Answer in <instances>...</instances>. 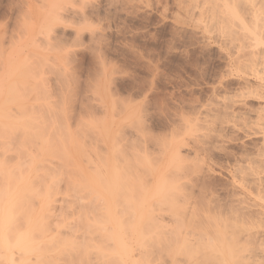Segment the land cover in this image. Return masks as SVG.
Here are the masks:
<instances>
[{"label": "rangeland", "instance_id": "rangeland-1", "mask_svg": "<svg viewBox=\"0 0 264 264\" xmlns=\"http://www.w3.org/2000/svg\"><path fill=\"white\" fill-rule=\"evenodd\" d=\"M21 1L22 0H19V1L18 0H0V34H1L0 40L2 39V36H3V39H2L3 43L1 44L2 40L0 42V53L5 54L7 52L8 48L5 45V44H9L8 41H6V37L8 39L7 33L10 35V33L15 32L16 28L13 29L14 27H16L14 23L18 22L19 19L21 18V16L20 17L17 16V15H20L19 11L22 8L20 7ZM66 1L62 0L63 3L64 2L67 3V4L64 3L66 6L63 4L64 6H62V8L61 7L60 8L57 7V8L64 15L67 13L68 10L71 11V13L68 11V13L70 14V15L68 14L69 16L66 14L68 16L67 21H64L62 23L63 18L61 17H64V16H61L59 18L62 21L59 20L60 22L56 21L53 23V21H51L52 20L51 16L53 17L54 14L52 15V13L50 12V9H51L50 5H52L54 0H32L33 13L34 14L36 13L34 15V19H35L34 20L35 21L34 40L32 42V45H34L35 47L37 46V47L36 48L33 46L30 47V51L32 53L31 60H33L31 62V65L33 67V69L31 70V75L34 76L33 77L34 79L31 78L32 76L30 77L31 82L29 83L31 84L29 88L32 94L30 92L29 94H27V91L25 93L26 95H28V99H30L31 97V99L29 100V102H31V106H30L31 109H27V111L29 112H27L26 109H23L24 111H26L27 114L24 111L22 112V108L16 109L18 111L21 110L20 112L23 113V114L22 113L20 114L18 111H16L17 112L16 118L19 117V119L21 118L23 120V117L27 116L26 119L30 120V122L32 123L31 124L32 128L34 126L33 130L36 128L38 129L35 130L36 134L30 131L31 132L30 135L31 136L33 135L31 137L28 132L25 133L24 130L23 132L20 131L22 129L21 127V129H19L20 133L17 132L18 134L17 133L16 134L20 135L21 133H24L20 135L24 137L19 138L17 136V139L19 141H17L16 139L17 143L16 142L14 143L19 144V145H16V144L14 145L18 146V148L21 145V149L25 147V149H27V155H29L28 153L32 151L30 152V154L32 155H29V160L32 156L31 159L34 158L33 160L35 164L39 163L40 162L39 159H41V161L45 160L46 162L45 163L42 161L43 162V163L41 162L42 166H47V165L50 166V167L48 166V168H44V167L42 168V166H39L40 164L39 163L37 165L41 167L42 169L41 168L39 169V167L38 168L36 167L38 172L41 170L42 174L43 172H46L47 174L49 173L47 170H49L52 173L53 170L56 169L54 170L55 173L53 172V175L54 174L56 175V172H57V176L60 175L58 176V179L62 176L60 178L61 181L60 179L58 180L60 183L56 181L57 185L59 186V191H62L61 190L62 188L63 189L62 196H64L63 199H65L67 203L71 202V203H68L67 205H71L74 202L72 205L77 204V207L78 205L82 207V205L85 204L86 208L84 207L85 208L84 210H86L87 213L89 210H90L89 213L91 214L93 213L91 211L92 207L91 209H88V207L90 206V203H92L91 206L94 205L93 204L94 202L92 201H93L95 192H92V191L90 192L92 188L91 187L89 188V186L87 187V185L85 186V183H87L88 181L84 179L88 174L90 175L91 173L94 172V171L92 172V170L94 169L95 164H96L95 162L97 161V158H98L96 154L97 150L95 148L97 146L95 145L97 143L95 141L96 140L95 135L97 134V129L95 128L97 124V117L100 114L103 115L102 113H104V117H106V113L110 112L109 110L111 109H112L111 118H113L112 117L113 116L112 114H114L113 111L117 113V114L115 113L116 116H114L113 121L110 124L111 130L113 129L112 131L114 135L113 137H117L116 139H114V141L118 145L117 148H119L117 149L119 153H116L118 157H116L115 159L117 161V165L118 163H120V161L122 163L118 165L119 169H122L120 168L122 166L123 169L126 171L124 172L123 169L122 171L119 170V173L121 172V175L119 174L120 180L118 179V182L119 181L121 182L122 177L124 176L125 178L126 176L128 177V180L127 178H126V181L125 179H122V182L118 184V185H121L125 182L123 184V187L121 185L122 189L120 193H117L119 192V189H117V192H116L119 195L118 200L121 199L120 200L121 208L117 207L119 208V210H122L120 211L122 212L120 214L117 209V213H119L120 215L125 214V212L129 210L128 207L126 208V206H129L130 204V202L128 203L126 201H129V200L125 201L126 204L125 202H123L125 199L128 198L125 196L127 194L129 195L130 191L131 193L133 192L132 194L134 193L136 194V191H137V194H139L140 188H139V191L137 189V187H140L139 184L142 183L141 184L142 186L151 184L152 182L150 181H153L154 176H156L161 171H162L161 174L163 175L161 176L165 178V182L167 181V183H165L166 185H164L166 189L163 187V191L166 190L165 191L166 193L163 194V191L161 192L164 196H162V194H159L162 196L163 203L160 199L159 200L161 202L159 204L157 203L158 198H160L159 195H158L159 197H155L157 200L155 198H152L151 201L155 199L154 202H151L150 199L147 202L148 204L154 203L159 206L161 203L163 204L161 205V208H163V211H162L163 215L160 214L158 215V217L162 216V218H164V221H165V218H166V221H171L172 218H174V220L177 219L175 218L176 217L175 215H174L175 217H173L172 215V212H174L177 207L179 209L181 208L185 209L186 212L189 211L190 208L191 209L199 208L200 210L199 209L198 210L200 211L199 212L200 214H198L197 217L195 218L198 219L199 217V219H202L201 216L204 217V215L201 214V210L206 205H210V204L214 205V203H216L217 206L218 204H220L219 207H221L222 205L224 208L225 207L228 208L230 207L229 205L231 204L232 206L234 205L233 207H235L236 204L239 203L240 200H245L247 202H252L254 200L253 202H256L258 199L254 192L253 194H251L250 192H246V193L240 192L235 182L238 176L236 178V177H233V175L234 176L240 175L239 173L242 171V168L243 170H246L245 167L248 169V165L244 161L243 156L241 155L253 156V154H256L257 146L255 144L258 145L257 141L259 142L260 138L252 136V134L254 133V132L252 133V131H256L260 129L262 124H263L262 127H264L263 119H261L262 121L261 120L258 121L257 119L253 118L254 113L252 114V111H253L252 109H250L251 111L249 109L246 110V112H249L250 116L247 113H243L245 109H244L242 100L245 99L246 102L244 101V103L250 104V105L253 104L256 106L257 104L260 105L262 103L264 105V102L261 101V99L263 101L264 99L261 98L259 100L255 98L254 99L255 101L253 99L252 100L248 99L246 97V95L248 96V94H245L248 91L246 92V90L240 89L241 91L243 90V92H239L240 90L237 89L235 86H238L237 84H239L240 82L242 83V81H244V78H245L244 76H247L248 81H251V83L253 82L255 83L256 81H259V79L261 80V78H264V74L261 75L262 71H264L263 70L264 60H262L264 58V54H263L264 53V48H263L264 41L257 42L258 44L257 43L252 44L253 42L247 39L249 43L248 41H245L246 43H243V45L239 46V49L238 47L237 48L235 47V48H231L230 51H228L226 47H223V43L220 42L222 39L223 33L222 31H220V28L215 29L216 27H218L216 26V24H211L210 29L209 27L204 28L205 26H207L206 24L199 25V23L200 24L205 23V22L203 23L202 21H209V19L211 18L213 22L214 20L213 17H216V14L211 13L207 9L206 11H203V14H201L202 13L201 9H203L202 7H205L203 5H206V4L204 2H201L200 0H197V2L199 1L200 3L195 2L197 4L195 8L197 12L193 10L190 16H188L189 14L186 15L188 16L187 19L190 17V19L188 20L192 19V21H188L185 15L184 16L181 15L183 17L182 18L183 23H179L180 21L182 22V20H180L181 17H179L180 14H182V12H180L177 9L176 0H70V1L66 0ZM19 3H20V6H18ZM201 3L203 4L202 6H201ZM40 4L42 5L43 9L40 8L41 6ZM198 4L201 6V9ZM64 7H67L68 10H65L66 8ZM197 9L200 10L201 13H198L199 11ZM59 10L58 11L56 10V12H58L57 13L58 15L60 13ZM178 11L180 12L179 14H178ZM48 12H50L51 14ZM206 13L209 16L206 15ZM206 16L208 18L207 20H204ZM10 17H13V18H10ZM184 17L188 22H186ZM49 19L52 24L50 23L51 25L47 26L49 24L48 22ZM197 19L198 21H196ZM13 20H16V21H13ZM36 20H39V21H36ZM65 20H66V17H65ZM41 21L43 23H40ZM77 21H80V22H77ZM184 21L188 24L184 23ZM5 23L6 24L8 23L9 26L4 25ZM46 23L48 24L46 25ZM196 23L199 26L196 25ZM207 23L209 24V22ZM11 25H14V26H11ZM214 25L216 27H214ZM196 26L198 27L196 28ZM47 27L49 29H46ZM201 27H203L202 29H206V30L202 31ZM212 27H213V30H212ZM4 28L8 30L7 33L5 31L6 29L4 30ZM3 30H4L3 32L4 34L1 33ZM261 30H262V27H261ZM47 32L49 33L47 34ZM57 32L59 33V35ZM259 33H262L261 35H263L264 31L261 32L259 30ZM56 35L58 37H56ZM61 43H63L64 45H62ZM49 45L52 47L49 48L50 47ZM40 48H43V49H40ZM259 50H260V53H259ZM252 51L258 52V54H260L259 56L261 57V59H257L256 57L254 59L253 57L256 63L253 60L252 62L254 64L252 63L253 64L252 66L251 64L250 66L248 65L249 67L248 66L244 67L243 65L241 68V66L239 65H241L242 60H244L242 59L243 55L241 54L245 52L244 57H247L249 55L248 58L250 59V57L252 58V56H250ZM235 53L241 56L240 58V60L242 59L241 62L235 63L236 67L234 63L227 65V62H226L228 60L227 58L231 56L232 54L235 55ZM258 54H256L255 56H257ZM261 55H263V57ZM237 68H239V71ZM68 75L72 77H69ZM257 75L260 76V78H258ZM41 77L43 79L42 81H40ZM62 77H64L65 79ZM42 84H44L45 87ZM224 85H227L229 89H225ZM23 89H21L20 92L21 91L24 92L25 90ZM45 91H46V94L44 95L43 93H45ZM25 94L23 93V95ZM45 96H48V97H45ZM21 100L22 98L20 97L17 101L20 102ZM247 100L248 102L249 101L250 102L248 103ZM19 102H17L16 104H18ZM21 102H24V99ZM114 102H116V105ZM43 103H46V104L44 105ZM236 104L238 105L236 106ZM66 107L68 109H66ZM226 107H229L228 109L232 107L233 108L230 109V111L228 112V109ZM46 109L48 110V112ZM95 109L96 110L101 109L100 111L101 112L103 111V112L102 113L100 112V114L98 115L99 110L96 111ZM218 109L219 110L226 109L227 111L225 110V113H224L223 111H219ZM242 109L243 111H241ZM217 110L218 112H216ZM232 110L233 112L235 111L236 113L234 112L235 114H233ZM237 112L239 113V115L237 114ZM31 113L33 115H31ZM214 113H216V115H214ZM45 114L47 115V117ZM60 114L62 115V117L60 116ZM100 117L101 116H99L98 119H100ZM30 118L34 120V123L33 121H31ZM67 118L69 120H67ZM107 118L110 119L108 114H107ZM198 118L202 121L198 120ZM203 118L204 119L206 118L208 120L204 121ZM21 119L20 121H22ZM59 119H61L59 123H62V124H57ZM117 121L119 122L117 123ZM38 122L39 124H37ZM115 123L117 125H115ZM257 123L258 124L260 123V124L257 125ZM93 124H94V127H93ZM115 126L118 128L117 134H119L116 136L115 134H116L117 128ZM43 129L45 131L47 130L46 133ZM263 129L264 128H262L261 130ZM54 130L57 133H55ZM57 130H59V132ZM78 130H79V133H78ZM25 134L26 135L28 134L29 136L27 135L26 136L27 138H26ZM77 135L79 137H77ZM245 135L248 137H246ZM28 137H29V140L27 141ZM24 140H26L30 144L28 143L29 145H27L26 143H24ZM20 141L21 142L23 141L22 142L23 144H21ZM199 141H202L204 143L202 144L200 142L201 143L200 145ZM75 142L78 144L76 145ZM25 144L29 147L26 148ZM183 144H185V146ZM251 144L253 145L255 149L252 147ZM202 145H204L205 147L203 146L204 147L203 148ZM16 146L15 148L18 149ZM64 146H66V149ZM78 146L79 148H77ZM15 148H14V151L17 152L18 150H16ZM209 148H211L210 151H209ZM25 151L24 153H26ZM240 151L243 154L239 153ZM19 152L20 150L18 151L17 154H19ZM21 152L23 153V151ZM15 154L14 156H16ZM82 155H85V156H82ZM65 156L67 157L65 158ZM68 156H70L71 158ZM208 156L211 159L207 158ZM35 157L36 158L38 157L37 158L38 160ZM239 157H242V158H239ZM27 158H26V162L29 161L27 160ZM19 159L21 161V159H23V156L22 158H19ZM123 159L124 161H126V163L123 161ZM35 160H37V162ZM16 161H18V163L20 162L19 160H16ZM23 161L24 163H26L24 159ZM23 161H22L23 165L20 163L22 166H24ZM83 161H85V163ZM235 162L239 164L241 163V164L240 165L237 163L235 164ZM44 163L45 165H43ZM56 164L59 166H57ZM26 165L28 164L26 163ZM26 165H25V169H26ZM151 165L153 166L151 167ZM22 166H21V169H23ZM231 166H234V167H231ZM73 167L74 169H72ZM237 167H240V168L237 169ZM139 168L141 170H139ZM58 170H59V173H58ZM64 170H67V171H64ZM37 171H35L36 174L38 173ZM63 171L65 173H63ZM68 171H70L72 175L70 174V172L68 173ZM78 171H80L81 173ZM51 173L47 174V176L48 175L50 176ZM122 174L123 175L126 174V175L123 176ZM39 175L43 176L41 174ZM70 175L73 177L75 176L76 179L74 178L71 180V177H69ZM147 176H148V179H147ZM137 177L138 179H141V178H144V179L138 180ZM54 179H57V177ZM68 181H71V182L74 181L76 183L74 184L73 182L71 185L73 187H71ZM144 182L146 184H144ZM125 185L127 186L125 187ZM66 186H70L71 189H69ZM74 186H77V188L76 187L74 188ZM166 186L168 187V189ZM132 187L135 189H133ZM127 188H131L133 189V191ZM134 190L136 191L134 192ZM232 190H235V191H232ZM70 192L71 193L74 192V193L71 194ZM176 194L178 197L174 196ZM121 195H124L125 199H123L124 197L123 196L121 197ZM73 197L78 198V199H75L76 203L75 201H73L74 199ZM79 198L80 200L82 199L80 201L81 203L78 201ZM70 199L73 202L69 201ZM65 200H62L61 202L65 208L62 206L59 210H55V211L51 210V212L47 211L52 216L50 218L49 217L50 214L49 216L47 214V216L49 217L47 218V220L49 221L48 224L50 223V221L54 222V220L56 222L55 225L57 224V220L59 218L57 215L56 216L54 215L55 213L58 214L59 211L62 210V208L63 210L66 209L67 205L63 202ZM117 201H115V204H119V203H116ZM86 203L89 205H87ZM37 206L38 205L35 206L36 209H37ZM123 207L126 208L127 211H125L126 209L124 210ZM186 208L189 210H187ZM82 209L83 208H81V211ZM225 210L227 211V209H224V211H221L222 213L224 212L221 215V218L230 219L232 216L228 212H225ZM145 211L147 214V210ZM128 212H131V210H129ZM130 215L131 213L130 214L128 213L127 215L128 218ZM185 215L180 214L178 216L180 219H184ZM127 216H124V219ZM168 217L170 220H168ZM53 225L54 224L52 223L51 227L49 225L48 226L52 229Z\"/></svg>", "mask_w": 264, "mask_h": 264}, {"label": "bare ground", "instance_id": "bare-ground-1", "mask_svg": "<svg viewBox=\"0 0 264 264\" xmlns=\"http://www.w3.org/2000/svg\"><path fill=\"white\" fill-rule=\"evenodd\" d=\"M64 1H66V0H64ZM200 1L204 2L207 6L203 5L201 3V6L202 5L205 6V7H202L203 9H201V6L198 4L200 6V9L202 10L201 11L202 13H201L200 10L197 9L199 11L198 13L203 14V11H206V9H207L211 13L216 14V17L212 16L214 18L213 22H212V18H211V19H209V21H202L203 23L205 22L204 24H200L198 22L199 25H205L206 24L207 26H205L204 28L209 27V29H210L211 24H216V26H218V27H216L214 25V27H216L215 29L220 28V31H222V33H223V36H222V39L220 42L223 43V47H226V49H228V51H230L231 48H235V47L236 48L238 47V49H239V46L243 45V43H246L245 41H248L247 39L251 40L253 42L252 44L264 41V34L261 35L262 33H259V30L261 32L264 31L263 30L264 29V26H263L264 25V0H200ZM195 2L198 3L199 1L197 2V0H176L177 9L180 12H182V14H180V16H179V17H181L180 20H182V22L178 21L179 23H183V19H182L183 17L181 15L186 16L189 14L188 16H190L192 14L193 10H195V8L197 6V4ZM20 3H21V6H20ZM20 3L18 6H20L22 8L20 10L21 12L19 11L20 15H17V16L18 17L21 16V18L19 19L18 22L14 23V25L16 26L13 28V29L16 28L15 32L10 33V35H9L7 33L8 30L6 28H4V30L6 29L5 31H6L7 36H8V39L6 37V41H8V43H9V44L4 43V44L7 46V48L9 50L7 49V52L5 54L0 53V264H264V131H263L264 129L261 130L262 128H264V127H262L263 124L260 127V129H258L256 131H252V133L254 132L253 134L251 133L252 136L260 138L259 142L257 141L258 145L254 143L257 146L256 147V149H257L256 154H253V156L241 155V156H243L244 161L247 163L248 169L245 167L246 170H243V168H242V171L240 169L241 172L240 171H239L240 173L238 172L240 175H236V174H235L236 176L233 175V177H236V178L238 176V178L235 180V182H236V186L239 188L240 192H242V193L250 192L251 194H253V192H254L257 199H258L256 202H253L254 200L252 202L240 200L239 203H237L238 205L236 204V206L233 207L234 205L232 206V204H231V205H229L230 207H228V208H226V207L224 208L222 205H221V207H222L221 208V207H219L220 204H218V206H217L216 203H214L215 206L211 205V204L206 205L207 207L205 206V207H203L205 209L202 208V210H201V214L204 215V217L201 216L202 219H199V217H198V219L195 218V217H197L198 214H200L199 208L196 209L194 207L195 209L190 208V210H189V209H187L188 207L186 206L187 207L186 209L189 210L186 212L185 209H182V208L179 209L177 207L178 209L176 208V210H175V208H174L175 211L172 212L173 217L176 216L175 218H177V219L174 220V218H172L173 221L172 220L166 221V218H165V221H164V218H162V216L158 217V215H160V214L163 215V212H162L163 208H161V205H163L162 204L163 203L162 196H164L163 194L166 193L165 192L166 190L163 191V187L165 188L164 185H166L165 183H167V181L165 182V178L162 177L163 175L161 174V172H162L161 171L156 176H154L153 181H150V182H152L151 184L143 185L144 187L141 185L142 183L139 184L140 187H137L138 191L140 188L139 194H137L136 190H134V192L136 191V194L135 193L132 194L133 192L131 193V191L129 190L130 194L129 195L127 194L125 196V197H128L127 199H125L124 195H121V197L123 196L124 197L123 199H125L123 202H125L126 200H129V201H126L128 203L130 202L129 206H126V208L128 207L129 210H131V212H128L129 210L127 211V209L123 207L124 210L126 209L125 211H127L123 215L127 216L128 213L129 214L131 213V215L129 216V218L127 216L124 219V216L120 215L122 213L120 211H122V210H119V208H117V207L121 206L120 205L121 199L118 200L119 195L117 193H120V191L123 187V184L125 182L123 181L124 183L121 184L122 187H121V185H118V184L122 182V179H125V181H126V178H127V180H128V177L126 176V178H125L124 175H126V174H124V175L122 174L124 177H122L121 182L120 181L118 182V179L120 180L119 174L121 175V172L119 173V170L122 171L123 167L122 166L120 167L122 169H119V167H118V165L121 163L120 160H119L120 163H118V165H117V161L115 158L118 157V155L116 153H119L117 150L119 148H117L118 145L114 141V139H116L117 137H113L114 136L112 133L113 129L111 130V128H110V124L113 121V118H114V116H116L117 113L113 111V113H114V114H112L113 118H111V110H112L111 109V110H109L110 112L106 111L107 112L106 117H104V113H102L103 111L102 112L100 111L102 108L97 109V110H99L98 115L100 114V112L103 114V115H101V114L99 115V116H101L100 119H98L99 116L97 117V124L95 123L96 124L95 128L97 129V134L95 135L96 136L95 141L98 143V144L97 143L95 144V145H97L95 147L97 150V153L96 152L95 153L97 154L98 158H97V161L95 160L96 164H95L94 169L92 170V172L93 171L94 172L91 173L90 175L88 174L89 176L87 175L84 179L88 182L87 183L83 182V183H85V186L87 185V187L89 186V188L90 187L92 188L90 190V192L91 191L95 192L94 198L92 197L93 198L92 202H94L93 203L94 205L91 206L92 203H90V206L88 207V209H91V207H92V209H94V210L91 209V211L93 212L91 214V213H89L90 210L88 211V213L86 212V210H84L86 208L85 204H83L84 206L82 205V207L79 205L77 207V204H74L75 206L72 205L74 203L73 201H75V199H78V198H75L76 196L73 197L74 199L72 198L73 201L71 199L69 200V201H72L73 203L71 205H67L68 203H71V202L67 203V201L65 199H63L64 196H62V194H63L62 188H61L62 191H59V186L57 185L56 181H58L62 176L58 179V176H60V175L57 176V172H56V175L55 174L53 175V172L56 169H54L52 173L46 169L49 172L47 174L51 173L50 176L49 175L47 176L46 172H43V174H42L41 170H40L41 173H40V171L38 172L36 167L38 168L39 166H42L41 164L43 162H45V160H42L43 161L42 162L41 159H39L40 162L39 161L38 162L40 164L39 163L35 164L34 160H33L34 158L31 159L32 156L29 160V155H32V154H30V152H32V151H30V152L28 151L29 155H27V149H25V147L23 148V146H22L23 149H21V145H20V147H19L20 149H19L18 146H16V145H19V144H16L17 141H19L17 139V136L19 138L24 137V136H20L21 134H24V133L17 135L18 134L17 132H19V129H21V127H22V129L20 131L23 132V130H24L25 133L28 132L29 135L31 134L30 131H32L36 134L35 130L38 129L35 127L36 129L33 130L34 126L32 128V125H31L32 123L30 122L29 119H26L27 116L23 117L24 121L21 118L20 119L22 121H20L19 117L16 118V116H17L16 111H18L16 109L22 108V112L24 111L23 109H26V111H27V109H31V107H30L31 102H29L31 97L29 95L30 99H28V95H26L25 93H26V91H27V94H29V92L31 93L30 88H29V86L31 85V84H29L31 82L30 77L31 76H32L31 78L34 77L33 75H31V70L33 69L31 62L33 60H31V54L32 53L30 51V47L31 46L35 47L34 45H32V42L34 40V23H35L34 15L36 13L35 14L33 13L32 0H22ZM64 3L62 2V0H54L52 5H50L51 6L50 12L52 13V15L54 14L53 17L50 15L52 18L51 21H53V23L56 21L60 22L59 20H61V19L59 17H61V16H64V17H61V18H63L62 19L63 21L61 20L62 23L64 21H67V17L70 15L68 13V11L70 13H71V11L68 10L67 7H64V8H66L65 10H68L67 13L66 12H64V13H66L67 15L69 14L68 16L65 14L66 15L65 16L58 9L60 7L62 8V6H64L68 2L65 4ZM40 8L43 9L42 5L40 6ZM197 8H199V7H197ZM18 9H20V8H18ZM56 10L60 11L59 15L57 14L58 12H56ZM53 11H54V13H53ZM179 11H178V14L180 13ZM50 12H48V13H50ZM176 12H177V10H176ZM81 13H83V12H81ZM204 14H205V12H204ZM206 15H208V14L206 13ZM188 16H186V19ZM65 17H66V20H65ZM179 17H178V19H179ZM201 17H202V15H201ZM10 18H13V17H10ZM44 18H45V16H44ZM207 18L208 17L206 16L204 20H207ZM50 19L48 21L49 24L46 23V25L48 24L47 26L52 24ZM184 19H185V17H184ZM188 19H190V17ZM198 19L196 21H198ZM187 20H186V22L192 21V19L188 20V21ZM13 21H16V20H13ZM36 21H39V20H36ZM1 22H3V21H1ZM77 22H80V21H77ZM186 22L184 21V23H186ZM207 22H209V24ZM40 23H43V22L41 21ZM186 24H188V23H186ZM4 25L9 26L8 23L7 24L5 23ZM14 25H11V26H14ZM183 25H185V24H183ZM196 25H198V24L196 23ZM208 25H210V26H208ZM194 26H195V24H194ZM198 26H196V28ZM3 27H5V26H3ZM261 27H262V30H261ZM202 28L203 27H201V29ZM46 29H49V28L47 27ZM55 29H57V28H55ZM4 30L1 32L2 34H4L3 33ZM203 30L205 31L206 29H202V31ZM207 30H208V28H207ZM212 30H213V27H212ZM48 33L49 32H47V34ZM58 35H59V33H58ZM61 35H63V34H61ZM56 37H58V36L56 35ZM0 38H1V34H0ZM2 39H3V36H2ZM1 40H0V42H1ZM2 43H3V40L1 42V44ZM53 43H52V45H53ZM248 43H249V41H248ZM33 44H35V43H33ZM61 44L64 45L63 43H61ZM259 44H261V43H259ZM247 46H248V44H247ZM253 46H255V45H253ZM2 47H4V46H2ZM51 47L52 46H50L49 48H51ZM257 48H258V46H257ZM40 49H43V48H40ZM244 49H246V48H244ZM44 50H46V49H44ZM53 50H55V49H53ZM2 52H3V50H2ZM241 52H240V54H241ZM248 52H249V50H248ZM259 53H260V50H259ZM256 54H258V52L252 51V53L250 55V56H252V58L250 57V59L248 58V56H249L248 54H247L248 55L247 57H244L245 52L243 54H241V55H243L242 59H244V60L241 59L242 64L239 63V64H241L239 66H241V68L243 65H244V67L245 66L247 67L248 65L250 66V64L252 66L254 64L252 61L255 59V57L257 59H261V57L259 56L260 54L255 56ZM261 56L263 57V55H261ZM253 57H254V59H253ZM258 57H260V58H258ZM55 58H56V56H55ZM240 58H241V56L239 54H236V53H235V55L232 54L231 56H229L227 58L228 59L226 61L227 65H230L231 63H234V65H235V63L241 62ZM262 60H264V58ZM255 63H256V61H255ZM235 67H236V65H235ZM263 67H262V69H263ZM46 68H48V67H46ZM46 68H45V70H46ZM49 69H51V68H49ZM237 69L239 71V68H237ZM263 72L264 71H262L261 75L264 74ZM251 75H252V73H251ZM251 75H249V76H251ZM42 77L40 78L41 79L40 81L43 80ZM69 77H72V76H69ZM244 77H243L244 81H242V83L238 82L239 83V84H237L238 86H235V87L239 90L243 89V90H246V92L248 91L247 93H245V94H248V96L246 95V97L248 99H251V100L252 99L254 100L255 98L259 99V100L261 98L264 99V78H261V80L259 79V81H256L255 83L252 81L253 83H251V81H248L247 76H244ZM257 77L260 78V76H258V75H257ZM62 78H64V77H62ZM38 84H40V83H38ZM42 85L44 86V84H42ZM224 86H225V89H229L227 87V85H224ZM58 87H60V86H58ZM21 89H23L25 91L24 92L21 91L22 92L21 93L20 92ZM26 89H28V90H26ZM89 89H90V87H89ZM91 90H93V89H91ZM243 90L242 91L240 90L239 92H243ZM23 93L25 95H23ZM76 93H78V92H76ZM76 93H75V95H76ZM43 94L45 95L46 91ZM48 96H45V97H48ZM20 97L22 98L21 101H23V99H24V102L20 101L21 104L19 101H17ZM77 97H78V95H77ZM115 99H116V97H115ZM46 100H48V99H46ZM242 101H243V106L245 109V111H243V109L241 110V111H243V113H247L249 115V112H246V110L252 109L253 110L252 114L254 113L253 118L257 119L258 121L263 119V121H264V107H263L264 105H263V103L260 104L262 106H260L258 104L255 106L253 104L250 105V104L244 103L245 99H243ZM261 101L264 102L262 99H261ZM17 102H19V103L16 104ZM44 102H45V100H44ZM247 102H248V100H247ZM114 103L116 105V102H114ZM240 103H241V101H240ZM43 104L45 105L46 103H43ZM70 104H72V103H70ZM237 105L238 104H236V106ZM247 105H249V106H247ZM232 106H233V104H232ZM240 106H241V104H240ZM112 107H113V105H112ZM230 107H231V105H230ZM226 108L228 109L229 107H226ZM232 108H230V109H232ZM66 109H68V108L66 107ZM230 109H228V112L230 111ZM46 110H45V112H46ZM218 110L216 112H218ZM225 110L226 109H222V110L220 109L219 111H223L225 113ZM20 111L21 110H19L18 112L21 114L22 112H20ZM26 111H24V112L26 113ZM27 112H29V111H27ZM30 112H31V110H30ZM47 112H48V110H47ZM232 112H233V110H232ZM234 112H233V114L236 113V112L235 113ZM54 113H55V111H54ZM94 113H95V111H94ZM61 114H60V116L62 117ZM107 114H108L110 119L107 118ZM237 114L239 115L238 112H237ZM31 115H33V114L31 113ZM214 115H216V113H214ZM46 117H47V115H46ZM41 118H42V116H41ZM68 118H67V120H69ZM92 118H93V116H92ZM236 118H238V117H236ZM46 119H48V118H46ZM56 119H57V117H56ZM94 119H96V118H94ZM255 119H253V120H255ZM60 120L61 119L58 120L57 124H62V123H59ZM122 120H124V119H122ZM198 120H200V119L198 118ZM203 120L205 121L208 119L203 118ZM31 121H33V123H34V120L31 119ZM200 121H202V120H200ZM248 121H249V119H248ZM114 122H115V120H114ZM118 122L119 121H117V123ZM209 123H210V121H209ZM37 124H39V122ZM259 124L257 123V125H259ZM115 125H117V124L115 123ZM76 127H77V125H76ZM93 127H94V124H93ZM72 128H73V126H72ZM46 131H45V133H46ZM57 131L59 132V130H57ZM71 131H72V129H71ZM117 131H118V128L116 130L115 136L119 135V134H117ZM37 132H38V130H37ZM73 132H75V131H73ZM55 133H57V132L55 131ZM78 133H79V130H78ZM80 133H81V131H80ZM82 134H83V132H82ZM27 135L25 134V137ZM61 135H60V137H61ZM56 137H57V135H56ZM77 137H79V136L77 135ZM246 137H248V136H246ZM14 138H15V140H14ZM16 139H17V141H16ZM69 139H70V137H69ZM76 139H78V138H76ZM28 140H29V137H28L27 141ZM27 141L24 140V143L29 145L30 143ZM14 142H16V143H14ZM22 142H21V144H23ZM200 142L202 144L204 143L202 141H199L200 145H201ZM14 144H16V145H14ZM77 144L78 143H76V145ZM177 144H179V143H177ZM185 144H183V145L185 146ZM27 145H26V148L29 147ZM76 145H74V146H76ZM15 146L18 149H16ZM203 146L204 145H202V147ZM42 147H44V146H42ZM64 147L66 149V146H64ZM252 147H253V145H252ZM252 147H250V148H252ZM14 148L18 151L20 150L19 154H17L18 151L17 152L14 151ZM77 148H79V146ZM210 149L211 148H209V151H210ZM203 150H205V149H203ZM21 151H23V153L25 151L26 153H24V155H23V153ZM47 152H48V150H47ZM206 153H208V152H206ZM239 153H242V152L240 151ZM14 154L16 156H14ZM89 154H91V153H89ZM169 154H170V152H169ZM17 155H18V157H17ZM194 155H193V157H194ZM22 156H23V159L25 160V162H26V158L28 157L27 160H29V161L26 162L28 165H26V163H24L23 159H21V161H20L19 158H22ZM82 156H85V155H82ZM66 157L67 156H65V158ZM68 157H70V156H68ZM207 158H209V156ZM239 158H242V157H239ZM84 159H85V157H84ZM209 159H211V158H209ZM16 160H19L20 162L18 163V161H16ZM37 160H35V161L37 162ZM22 161L24 163V166H22L23 165ZM123 161H124V159H123ZM149 161H150V159H149ZM83 162L85 163V161H83ZM124 162L126 163V161H124ZM45 163L43 165H45ZM236 163L237 162H235V164ZM37 164H39V166ZM179 164H181V163H179ZM196 164H198V163H196ZM237 164H239V163H237ZM25 165H26V169H25ZM62 165H61V167H62ZM21 166L23 167V169H21ZM48 166L49 165L42 166V168L43 167L48 168ZM57 166H59V165H57ZM152 166L153 165H151V167ZM231 167H234V166H231ZM40 168L41 167H39V169ZM238 168H240V167H237V169ZM50 169H52V168H50ZM72 169H74V167ZM34 170L38 172L37 173L38 175L36 174V172ZM67 170H68V168H67ZM67 170H64V171H67ZM139 170H141V169L139 168ZM139 170H137V171H139ZM64 171H63V173H65ZM123 171L126 172L124 169H123ZM69 172L70 171H68V173ZM78 172H80V171H78ZM58 173H59V170H58ZM39 174H41L43 176H40ZM70 174H71V172H70ZM148 174H146V175H148ZM71 175L69 177H71V180H72L75 178V176L73 177ZM55 176L57 177V179H54V178H56ZM137 179H138V177H137ZM141 179H144V178H141ZM141 179H138V180H141ZM147 179H148V176H147ZM60 181H61V179H60ZM74 181H76V180H74ZM73 182L68 181V183H70V186L72 185ZM75 183L76 182H74V184ZM144 184H146V183L144 182ZM56 185L58 188L56 187ZM117 185H118V187H117ZM70 186H66V187L71 189ZM126 186L127 185H125V187ZM168 186H170V185H168ZM71 187H73V186H71ZM75 187L77 188V186H74V188ZM80 188H82V187H80ZM141 188H142V190H141ZM117 189H119V192H117ZM127 189H131V188H127ZM133 189H135V188H133ZM133 189H131V190L133 191ZM167 189H168V187H167ZM162 191H163V194L161 193ZM232 191H235V190H232ZM60 192H62V193H60ZM73 193H71V194H73ZM159 194H162V196ZM59 195H61V196H59ZM64 195H65V193H64ZM158 195L160 196V198H158L157 203L159 204L162 201L160 206L156 205L154 203L148 204L147 201L149 199L151 201L152 198L159 197ZM174 196H177V194ZM229 196H231V195H229ZM235 196H236V194H235ZM62 200H65L63 202L67 205L66 209H64L65 210L64 211L62 208L63 211L62 210L59 211L58 214L55 213L54 216L57 215L59 219L58 220L56 219L57 220L56 225H55V223H56L55 220H54V222L50 221V223L52 222L55 225V227L57 226L55 228L53 225V227L51 229L50 227H51L52 223L48 224L49 221L47 220V218H49V217L51 218L52 216L47 211L51 212V210L55 211V210H59L62 206L64 207V205H62V203H61ZM81 200L79 198L78 201L80 202ZM154 200L151 202H154ZM115 201H117L116 203H119V204H115ZM220 201H221V199H220ZM126 202H125V204H126ZM75 203H76V201H75ZM209 203H211V202H209ZM36 205H38L37 209L35 208ZM87 205H89V204H87ZM154 205H156V206H154ZM212 206H214V207H212ZM79 207H80V209H79ZM74 208H76V209H74ZM81 208H83L82 211H81ZM223 208L227 209V211L225 210V212H228L232 216L231 218L229 217L230 219L221 218V215L224 213V212L223 213L221 212V211H224ZM117 209H118V212L120 214L117 213ZM145 210H147V214H146ZM148 212H150V213H148ZM47 214H48V216L50 214V216L48 217ZM180 214H183V215L186 214L185 216H187V215L188 216L187 217L184 216V219H180L178 216ZM59 216L60 217L62 216V217L60 218ZM163 217H165V216H163ZM168 220H170L169 217H168Z\"/></svg>", "mask_w": 264, "mask_h": 264}]
</instances>
